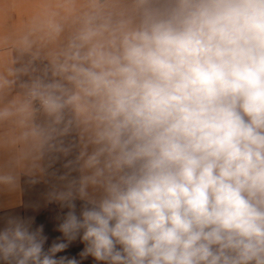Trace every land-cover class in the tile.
I'll use <instances>...</instances> for the list:
<instances>
[{"label":"clouds","instance_id":"obj_1","mask_svg":"<svg viewBox=\"0 0 264 264\" xmlns=\"http://www.w3.org/2000/svg\"><path fill=\"white\" fill-rule=\"evenodd\" d=\"M0 264H264V0H0ZM79 202V209L77 206Z\"/></svg>","mask_w":264,"mask_h":264},{"label":"crops","instance_id":"obj_2","mask_svg":"<svg viewBox=\"0 0 264 264\" xmlns=\"http://www.w3.org/2000/svg\"><path fill=\"white\" fill-rule=\"evenodd\" d=\"M49 186L43 182L36 185H28L22 181V193L20 195L21 203L16 205L10 202L9 198L0 195V227L3 226L6 216H21L31 218L33 227L43 226V234L47 237L45 248L47 249L54 242L63 240L62 233L58 231V225L62 221L63 214L67 209H61L55 203L47 201V192ZM79 209V202H77ZM84 244L77 239L69 244L68 248L57 254L68 258H76L80 264H98L92 257L85 259L80 258V252L83 250Z\"/></svg>","mask_w":264,"mask_h":264}]
</instances>
